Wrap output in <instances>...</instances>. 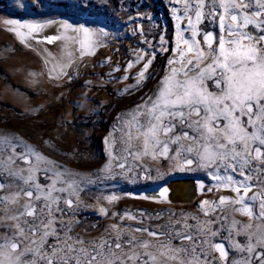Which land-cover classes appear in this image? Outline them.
<instances>
[{
  "label": "snow or ice",
  "instance_id": "obj_1",
  "mask_svg": "<svg viewBox=\"0 0 264 264\" xmlns=\"http://www.w3.org/2000/svg\"><path fill=\"white\" fill-rule=\"evenodd\" d=\"M31 3L35 10L43 0ZM16 4L28 6L26 0ZM169 4L178 5L171 7V47L161 34L156 50L134 48L135 58L123 69L122 80L131 77L135 83L120 94L139 91L152 78L157 52L167 55L164 74L154 91L116 118L104 140L108 162L95 178L65 168L19 136L0 132V264H264V0ZM56 6L83 12L95 5L93 0H66ZM104 6H110L108 0ZM128 19L153 17L137 12ZM2 23L26 47L45 29L58 30L37 41L59 42L61 47L55 56L44 50L52 79L68 76L73 63L96 56L114 38L108 20ZM132 32L153 47L142 23H134ZM107 62L111 64L110 57ZM113 72L121 68L114 66ZM149 161H168L171 170L180 172H203L214 182L207 187L198 183L202 196L215 197L197 205L203 218L143 210L120 213L108 207L121 196L103 195L115 186L107 182L136 183L163 175ZM89 186L101 193L94 205L82 198ZM168 191L160 186L156 197L133 198L170 203ZM88 208L116 222L99 235L87 230L81 235L77 214ZM165 215L163 224L146 222Z\"/></svg>",
  "mask_w": 264,
  "mask_h": 264
},
{
  "label": "rangeland",
  "instance_id": "obj_2",
  "mask_svg": "<svg viewBox=\"0 0 264 264\" xmlns=\"http://www.w3.org/2000/svg\"><path fill=\"white\" fill-rule=\"evenodd\" d=\"M26 2L28 6L20 9L16 0H0V132L19 136L65 168L84 175H93L95 178L94 174L108 162L107 145L104 144V140L116 123V118L139 103L146 93L154 91L165 71L167 55L157 52V60L150 70L152 78L141 90H133L130 95H121L120 90L135 83L131 77L128 81L122 80L125 74L123 69L135 58L132 50L134 48L156 50L161 34L165 35L169 41L168 46L171 47L175 23L171 7L178 5L169 4V0H118V3L108 0L110 6L105 8V0H93L94 7L79 12L56 6L65 3L66 0H43L35 10L31 0ZM145 2L148 7H136L137 3ZM137 12L150 14L153 20L130 21L128 17ZM5 19L36 23L67 19L72 22L99 21L101 24L108 20L109 30L114 38L108 41L110 48L99 49L96 56L86 57L83 61L78 60L80 61L78 66L72 72H68V76L52 79L49 74L51 64L45 63L46 57L35 47L21 44L14 33L7 30L8 26L2 23ZM134 23L143 24L147 38L152 41V48L142 42L143 37L133 35ZM88 26L96 25L89 23ZM161 29L165 31L161 32ZM55 34H58V31L52 34L48 32V35L43 33V38ZM58 44H49L57 54L61 53ZM109 57L111 64L107 62ZM114 66L120 67L121 72H113ZM148 163L154 169L158 167L163 175L151 181L140 180L136 183L123 180L118 184L107 182L115 186L105 189L103 195L121 196L118 203L108 207L120 213L143 210L153 215L160 212H175L201 215L203 218L202 213L197 210V205L202 199H214L212 194L207 196L200 194L196 205L184 207L134 199V196L144 195L146 191L169 177L189 175L207 181L208 185L214 183L203 172L171 170L168 161ZM153 175H156L155 171ZM99 195L101 193L97 191L96 186H89V190L82 193V198L87 204L94 205ZM77 219L81 224L76 230L81 235L86 234L85 230L90 231L93 236L99 235L108 225L116 222L114 219L99 215L92 208L81 210L77 214ZM237 219L243 218L238 216ZM166 220L165 215L159 220L146 222L154 226L163 224ZM240 239L243 240V237ZM235 255L236 253H232V256Z\"/></svg>",
  "mask_w": 264,
  "mask_h": 264
},
{
  "label": "bare ground",
  "instance_id": "obj_3",
  "mask_svg": "<svg viewBox=\"0 0 264 264\" xmlns=\"http://www.w3.org/2000/svg\"><path fill=\"white\" fill-rule=\"evenodd\" d=\"M69 22H72V21L69 20ZM74 23H85V22H83V20H80V21L75 20ZM56 31H58V30H56L55 28H48V29H45L44 33H46L48 35V32H50L52 34ZM40 39H43V33L37 34L36 40L31 41V46H33L37 50H39L45 57L47 56V52H51L54 56L57 55V53L51 49L49 44H47L45 42L44 43H38L37 41H39ZM44 50H47V52H45ZM60 50H61V47H60ZM83 60H81V61H83ZM78 62H80V61L77 60L75 63H73L71 65V67L69 69H67V71L72 72L74 70V68H76L78 66ZM185 176L191 177L189 175H182L183 178ZM182 177H180V176L172 177V178L169 177V178L165 179L164 181L160 182L159 184L155 185L150 190L146 191L144 193V195L156 197V196H158L160 186H166L169 189V191L167 193V200H169L170 203H158V204H162V205H166V206H172V207L173 206L184 207V206H189L190 204L196 205L199 202V198H196V196L198 195L197 193H199V195L201 194L200 190H199L198 186L194 187V185L191 184L190 182L182 183L180 180H178V179H181ZM197 181H198V183L203 182L206 185V187L209 186L207 181H203L201 179H198Z\"/></svg>",
  "mask_w": 264,
  "mask_h": 264
},
{
  "label": "water",
  "instance_id": "obj_4",
  "mask_svg": "<svg viewBox=\"0 0 264 264\" xmlns=\"http://www.w3.org/2000/svg\"><path fill=\"white\" fill-rule=\"evenodd\" d=\"M180 177H182V176H180ZM185 178V179H184ZM182 177L181 179H178V180H180L182 183H187V182H190L191 184H193L194 185V187L196 186H198V178L197 177H194V176H191V177H188V176H185V177ZM198 191V190H197ZM196 191V192H197ZM198 194V195H197ZM196 195V198H199L200 196H199V193H197Z\"/></svg>",
  "mask_w": 264,
  "mask_h": 264
}]
</instances>
